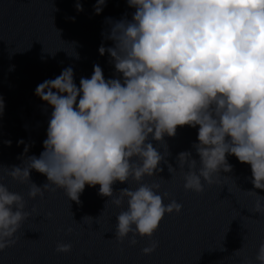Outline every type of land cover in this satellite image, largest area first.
<instances>
[{
  "label": "clouds",
  "instance_id": "9594fccd",
  "mask_svg": "<svg viewBox=\"0 0 264 264\" xmlns=\"http://www.w3.org/2000/svg\"><path fill=\"white\" fill-rule=\"evenodd\" d=\"M106 2L97 0L96 14ZM127 3L135 9L132 18L110 20L106 39L113 46L99 48L101 55L110 54L122 79L106 80L94 65L91 78H81L79 87L72 67L39 84L36 95L53 107L45 150L28 157L23 167L0 171L30 182L33 200L60 189L79 203L86 185H100L99 194L111 197L116 207L126 201L115 235L135 246L137 236L152 238L166 214L183 209L169 193L159 194L160 183H142L145 176L162 172L159 165L165 161L150 138L163 143L178 126H199V143L193 145L199 161L190 151L177 157L185 190L203 193L205 183L215 184L221 171L231 172L228 155L250 164L251 182L264 189V0ZM76 8L83 11L79 2ZM32 170L46 175L48 183H33ZM168 170L173 174L176 168L168 164ZM130 180L139 187L114 193L115 182ZM250 192L258 197L253 212L264 216V197ZM165 198L170 202L165 204ZM26 206L24 196L0 183V252L18 242L16 234L32 215ZM158 246L153 240L142 251L151 255ZM71 250V243H57L58 253ZM256 261L264 264V243Z\"/></svg>",
  "mask_w": 264,
  "mask_h": 264
},
{
  "label": "water",
  "instance_id": "95a60500",
  "mask_svg": "<svg viewBox=\"0 0 264 264\" xmlns=\"http://www.w3.org/2000/svg\"><path fill=\"white\" fill-rule=\"evenodd\" d=\"M77 2L83 11L77 10ZM96 3L0 0V167H23L28 157H39L45 150L53 107L36 95L39 84L72 67L79 87L81 78H91L94 65L102 68L106 80L122 79L110 54L101 55L99 48L113 46L106 39L110 20H130L135 9L127 0H107L96 14ZM198 130V125L178 126L176 135H165L163 143L150 138L165 161L159 165L162 172L145 176L142 183H160L159 194L169 193L183 209L166 214L152 238L137 236L135 246L128 239L116 240L117 216L126 210V201L123 208L116 207L111 197L99 194L100 185H86L79 203L60 189L33 200L28 197L30 182L20 183L0 171V183L24 196L25 210L32 212L16 234L18 242L0 252V264H259L256 254L264 243V216L253 212L258 197L250 191L264 197V189H256L251 182V165L228 155L232 171H221L217 183H205L203 193L184 188L177 157L190 151L199 161L193 147L199 143ZM168 164L176 168L173 174ZM30 178L40 187L48 183L46 175L35 170ZM138 187L132 180L113 184L117 195L120 189ZM169 202L165 198L164 203ZM153 240L159 242L158 248L145 255L142 249ZM59 242L71 243V252L58 253ZM241 248L239 255L234 254Z\"/></svg>",
  "mask_w": 264,
  "mask_h": 264
}]
</instances>
